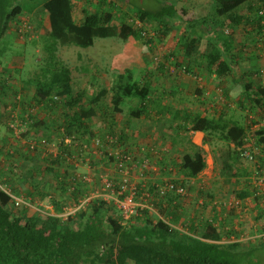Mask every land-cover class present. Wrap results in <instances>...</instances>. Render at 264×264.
<instances>
[{
	"label": "trees",
	"instance_id": "obj_1",
	"mask_svg": "<svg viewBox=\"0 0 264 264\" xmlns=\"http://www.w3.org/2000/svg\"><path fill=\"white\" fill-rule=\"evenodd\" d=\"M28 1L27 7L31 10L30 12L39 8L47 15L48 26L41 37L42 40L45 39L43 49L48 53L53 46L88 48L93 46L97 38H116L121 42L132 39L138 44H143L150 54L154 46L152 37L147 33L149 26L147 15H151V20L156 22L157 26L167 27L169 22L165 17H174L176 11L175 7L169 4L152 13L138 9L135 18H131L120 9L119 14L113 13V8L120 0H79L89 8L82 19H77L74 7L78 0ZM244 6L246 22L251 25L255 23L257 26L256 28L253 26L256 29L255 32L264 36V14L259 13V10L264 9V0H216L213 13L210 12L203 20L192 23L193 29L200 31L199 37L206 31H211L218 34L223 41L219 44L208 41L206 50L202 54L207 61L209 73L213 68L217 76L221 78L231 74L232 59L242 50L231 53L233 39L230 34L223 32V28H227L224 25V18L229 19V26L239 24L242 16H238L236 11ZM24 13L21 0H0V45L2 43L4 50L8 47L10 34L19 36L22 41L27 35L26 28H29L24 26L23 22L20 23ZM40 26L37 25V27ZM153 30L161 38L168 32L167 30L161 32L158 27ZM8 32L10 34L6 35ZM186 36L183 38L184 45L191 43L192 40L189 41V36L187 38ZM3 39L5 41L2 42ZM90 58L84 59L88 61ZM152 58L155 62L153 64L157 65L154 71L156 74L164 65L154 56ZM86 65L76 69L82 71L85 69L86 71L81 73H86ZM180 68L179 71L183 70L182 66ZM183 68L188 73L187 69ZM71 70L69 63L65 65L61 62L51 69L48 66L44 70L45 80L36 82L35 89L30 88L27 91L32 95L27 105L32 108L39 107L54 111L56 104L62 103L63 125L58 131L61 136L57 148L59 151L55 155L47 154L42 158L50 162V166L46 164L43 169L35 168L30 164V158L34 157V161H39L40 158L38 148L31 150L28 143L24 144L23 153L16 152L13 155L14 153L8 150L6 153L8 156L19 158L24 166L26 175L24 181L29 183V188L24 189L27 191L26 195L48 201L53 208V213L43 212V210L30 213L31 209L28 206L19 209L22 206L15 207L12 197L0 187V264H257L253 254L259 249H264V236L243 243L240 237L244 233L242 229L245 228V216L237 228L227 221L236 219L239 222L242 215H239L237 210L240 209L239 213L245 214L246 209L250 207L254 212V219H250L252 220L250 234L263 232V227L257 223L264 218L262 206L264 205V184L258 187L249 178L251 174L248 172L249 164L241 157L242 148L247 147L249 131H246L247 128L245 129L237 121L223 122L222 117L203 116L201 112L185 109L179 111L173 121L176 123L180 120L176 128L181 131L202 132L203 143L210 142L212 136H216L221 141L233 144L225 152L219 151L216 165L220 176L225 178L233 176L240 182V185H235L229 195L232 201L230 208L227 209L216 200L213 203L216 206H222L221 209L226 208L224 216L226 220L209 221L206 217L201 218L200 214L190 215L187 206H182L190 203V179L196 180L206 168V152L196 145H193L190 153L183 150L181 160L175 168L183 172L184 178L172 180L176 187H186L187 194L180 196L171 190L159 196L156 188L151 186L150 190L155 198L153 201L155 212L143 209L141 214L125 220L112 203L94 198L74 213L62 215L65 213L64 208L78 204L80 198L91 192L92 184L93 189L99 188L100 184L98 176L90 184L73 179V172L69 168L65 167L66 169L61 171L58 165L65 163L72 169L73 163L70 157L74 153L81 152L79 147L82 149L83 144H86L84 151L85 156L90 158V165L98 166L101 161L110 158L108 153L111 146H115L114 143L101 141V146L96 148L92 146V139L97 136V132L92 128V119L95 116L99 119L110 116L114 121L118 115L127 113L130 119L138 120L143 115L144 103L147 102L151 92L150 81L142 79V69L138 67L134 58L132 61L119 59L113 68L112 83L108 87L94 86L96 87L94 93L89 95L83 89H76L79 91L77 93L73 92L75 84L74 81L72 82ZM2 73H5L4 70ZM252 74L254 76V73ZM89 81H95L94 76H89ZM21 85L24 86V84ZM7 87L9 82L0 79V100L4 97ZM243 89L242 96L245 98L243 107L251 112L253 108L260 109L261 117L264 119V85L252 91L248 83L243 85ZM22 95H26V92L23 91ZM21 104H25L24 101ZM130 119L128 122H132ZM9 120L12 118L9 117ZM32 121H36V118ZM43 124H45L44 120L36 124L41 128V133H44L38 136L45 135L47 137L44 138L48 141L50 132H47V127H42ZM3 125L0 120V128ZM46 125L48 126L49 123ZM34 128L35 125H32L31 129L35 130ZM6 129L11 134L10 137L14 138L12 128L6 125ZM31 129L23 131L21 137L26 139L36 137L37 134ZM109 134L117 138V148L126 152L120 142L124 136L123 128L118 125L113 126ZM251 134V142L259 150L255 156L264 167V126L251 131ZM65 139H69L70 143H65ZM5 142L6 140H1L0 151L3 149L2 146H5ZM178 145V143L175 144V147ZM98 148L102 158L97 161L94 151ZM36 178L40 180L38 184L42 185V189H38V184L34 181ZM240 180H243V185ZM48 186L51 188H47ZM147 186L150 188V184ZM8 189L14 196L22 197L23 190L19 187L13 186ZM197 192L202 193V188H198ZM208 195L213 197V194ZM196 207H199V210L204 209L202 204H197Z\"/></svg>",
	"mask_w": 264,
	"mask_h": 264
},
{
	"label": "crops",
	"instance_id": "obj_2",
	"mask_svg": "<svg viewBox=\"0 0 264 264\" xmlns=\"http://www.w3.org/2000/svg\"><path fill=\"white\" fill-rule=\"evenodd\" d=\"M149 2L154 6H158V9L156 8L157 10H153L148 8L147 5ZM169 4H172L176 9L174 17H165L169 22L167 27L158 26L161 32L167 30V34L162 38L159 37L158 34L154 37L153 32L156 34V31L153 30L152 34L150 33L151 35H149L147 29L148 35L152 37L154 46L152 52L156 53L155 49L157 48L163 54H166L163 56L164 59L160 60L165 67L163 66L162 69L159 68L160 72L157 71L156 74H154L157 68H155V66L157 65L151 63L150 58H146V55L149 54L147 51L148 48L143 44H138V42L132 39H128L124 42L123 51L115 55V60L110 63L111 84L114 77L113 68L118 63V60L132 61L133 58L136 59V64L142 69V79L150 81L151 87V92L147 102L144 103L145 109L141 117H144L145 120L154 118L164 121V124H161L160 127L156 129H151L150 126H146L141 130L134 129L130 126L128 120H126V124L119 123L118 126L123 128L124 134L121 143L126 150L134 153L136 158L149 157L154 165L159 168L157 172L149 174L151 178L146 180L147 184H150L155 179L159 181V179L169 176L173 179L184 178L185 175L182 171H172L170 167L178 166L183 150H187L190 153L193 145L200 146L206 152V174L210 170V174L207 177L209 179L206 180V183H211V177L217 176V174L219 175L217 167L215 166L219 159V151L225 152L226 149L232 147L233 144L231 142L221 141L217 139L216 136H212L210 142L203 143L204 134L202 132L181 131L176 128V125L180 124V120L174 123L173 119L179 111H184L186 109L191 112H201L203 116L214 118L222 117L225 123L228 121H237V123H240L245 129L255 125L257 122H260V120L262 121L263 118L261 117L260 109L255 110L253 108L251 112L247 110L246 107V109L243 107V103L245 102L243 100H245V98H243L242 92L244 90L243 85H247L248 83L252 91H256L259 86L264 85V36L258 35L255 32L256 29L253 28V26L255 28L257 27L255 23L251 25L246 22L245 16L247 15L243 13L244 9L242 8L236 11L238 16H242H240L241 22H239V24L229 26L230 21L225 17L224 25L227 28H223V32L224 34H230L233 39V50L231 53L242 51L232 59L233 64L230 66L231 74L221 78L217 76L213 68L210 73L207 71L208 64L202 55L206 50L208 41L219 44V42H223L221 37L211 31H206L199 37L200 31L198 29L194 30V26L192 25V23L196 21L203 20L208 13L214 12L216 0H120L116 3L112 11L117 15L120 9L131 18H135V13L138 9L152 13L158 11L162 6ZM88 8L89 7H87L83 1L78 0L75 2V17L77 19H82L85 11H88ZM36 10L41 12L39 8ZM30 16L31 21H35L36 26L41 25L40 27L44 28L45 32L48 26L46 13ZM146 19L149 23L153 21L151 20V15H147ZM21 20L25 22L26 16L24 15V18L22 17ZM29 23L31 22L29 21ZM147 28L150 27L148 26ZM185 35L190 37H188L189 41L192 39L195 40V42L191 40V43L184 45L183 38ZM11 36L13 35L10 34L9 38ZM154 38H156L157 42L159 39H163L164 41L161 43H166L164 45L162 44L163 47L160 45L156 46ZM260 39H263L262 42H259ZM168 55L173 56L174 60L170 61ZM78 58L81 57L78 56ZM88 62L89 64L93 62L95 70L92 76H94L95 81L90 82L88 79L85 80L82 85L85 86L87 83L90 86H102L103 77L107 74L108 70L106 68L101 69L100 65L98 66L97 62L92 58H90ZM180 66H182L183 69L181 71H179L181 69ZM1 67L4 68V66ZM183 67L187 69L188 73L184 71L185 69ZM76 68L77 67L74 66L73 70L77 71L78 69L76 70ZM223 68L226 69V67ZM83 71H78L80 73L79 76H76L78 80H80L79 78ZM96 71H99V73ZM252 73H254V76ZM5 74L9 75L8 70ZM73 81L75 84V77H72V82ZM73 92L77 93L79 91H76L75 88ZM30 94H27L29 99L32 97ZM43 120L44 117L41 119V122ZM100 123L102 124L103 122ZM154 134L157 135L155 136ZM153 137L155 138V143L150 145L151 143L149 144V142ZM135 138H137V141L134 140ZM177 143L179 145L175 147ZM143 144H145V147L143 146L144 148L140 149V146ZM22 150H24V147ZM153 150L158 151V153L156 152L154 154ZM199 177L200 176H198L196 180L190 179L189 182L195 184V181H198ZM223 178L225 179V177ZM235 179L237 178L235 177ZM212 193V191H207L206 196H201L200 198H196V196L192 194L191 200H193V203L189 205L185 203L182 206L189 207L188 211L190 215L200 214L201 218L206 217L209 221L216 219V221L220 220L222 222L226 220L224 217L226 215V208L221 209L222 207L220 208L213 204L216 198L214 195L212 198L208 195ZM191 200L189 202H191ZM197 204H202L204 209L199 210L200 208L196 207ZM43 206L51 208V212L48 213L53 212L52 206L47 207L48 205H44V203ZM246 210L248 216L251 215V218L254 219L252 208L248 207ZM38 211L40 210L38 209ZM246 218L245 215L244 219L247 220ZM176 228H179V226H176Z\"/></svg>",
	"mask_w": 264,
	"mask_h": 264
},
{
	"label": "rangeland",
	"instance_id": "obj_3",
	"mask_svg": "<svg viewBox=\"0 0 264 264\" xmlns=\"http://www.w3.org/2000/svg\"><path fill=\"white\" fill-rule=\"evenodd\" d=\"M21 3L24 6V11H25L24 15L26 16L27 22L26 21L24 22V20L23 21L20 20V23L24 22L23 25L28 27L30 30L26 28V30L28 31H26L27 35L25 37L23 36L24 37L23 41L19 38V36L17 37V35L16 36L13 35L10 38H8L9 42L7 43L8 47L6 48V50H4V46H2V43L0 45V49H2L0 50V61H1V64L5 65L4 72L8 70V74H9L7 75L5 73L4 74L2 73L4 68H2L1 66L3 65L0 64V79L2 81L5 80L9 82V87L5 88L6 93L4 97L0 100V120L4 124L3 127L0 128V144H1V140H6L5 146H2L3 149L0 151V185L5 186L6 188L17 186L21 190H23L21 191V195L22 197H24L22 199H24L28 204L31 205V207L28 206L31 209L30 213L33 211L37 212L38 209L40 211L43 210V212L44 211L51 212V208H46L45 206H43V203L44 205L45 204L48 205L47 207L51 206L48 203V201L47 202L41 201L39 200L38 197L34 199L33 197L31 198L26 195L27 191L24 189L29 188V183L28 182L26 183L24 181L25 176H26L25 171H24V166L21 163V161H19V158H17L18 159L17 160L14 156H8L6 152L7 150L12 151L14 153L13 155H15L16 152L23 153L25 150L24 142L27 139L23 137H21V139L11 138L10 137L11 134L6 131L7 130L6 125L7 126L9 125V127L10 125H14L15 129L19 132V127L17 124L20 123V121L22 123L25 122L24 127L26 129H31L32 125H35V128H34L35 130L31 129V131L37 134L35 136H38L40 134L43 135L44 133H41V128L37 127L36 124L41 122V119L44 117L45 124H43L42 127H47L48 128L47 132H50L48 135L49 146L47 147V150L45 151L46 154L42 155L41 153H39V156H38L40 158L39 161L38 160L34 161L35 158L33 157L29 159V162L31 165L34 164L33 167L35 168L40 167L43 169V167H45L46 164L50 166V162L42 160V158L46 156L47 154L55 155L57 151H59L57 150V148H58L59 139L61 138V136L59 135L58 131H60V127L61 125H63V122H62L63 120V117H62L63 109L62 108L63 107H61L62 103L56 104L54 108L56 110L54 111H52L51 109H43L39 107L32 108L27 105V103L29 104V101H28L29 97H27V94H30V93H27V91H29L30 88L32 90L35 89L36 82L45 80V77H43L45 73L44 70L48 66L51 69L55 65L60 64L62 62L65 65H68L69 63L70 68L72 69L71 76L75 77V88L77 90L83 89L87 91L88 95L91 93H94V90L96 87L90 86L87 83L85 84V86L82 85V83L85 80H88L89 76H91L94 72L93 62L89 64V62L85 60L86 57H91L92 59H94L95 62H97L98 66L100 65L101 69L106 68L108 70L107 74L105 73L106 75H104L103 77L104 79L102 82L103 85L101 86V87H108L111 81L110 63H112L115 60L114 59L115 55L123 51L125 43L121 42L120 40L116 38H105V39L97 38L94 40L93 46L88 47V48H80L77 46H53V48L49 50V53L48 51L45 52V50L43 49V45L45 44V39L42 40V37H41V35L44 34V28L37 27L36 22L31 21V16H30V15L35 16L38 14H42V12H39V10H34L33 12H30L31 10H29L27 7L29 3L28 0H21ZM147 6L148 8L153 9V10L158 9V6L156 5L154 6L151 2H149ZM242 9L246 11L245 6L242 7ZM29 21L31 23H29ZM149 27L150 28H147V29L149 31V35H151L153 32V28L156 29V27L158 26L156 22L151 21V23H149ZM8 34L10 33L8 32L6 35ZM153 35L155 37L157 34L153 32ZM154 40H155L156 46L160 45L163 47V45L166 43V42L161 43L164 41L163 39H159L158 42L156 38H154ZM262 40L263 39H260L259 42H262ZM1 41L3 42L5 40L3 39ZM155 52L156 53L151 52L148 55V58L151 56L150 57L151 63L154 62L152 56H154V58H157V60L160 61V60H163L164 59L163 56L166 55V54H163L161 51H159L157 48L155 49ZM78 55H80V57L82 58H78ZM169 58H170L169 59L170 61L174 60L173 56H169ZM83 65L87 66V72L83 74L81 73L82 75L79 78L80 80H78V77L76 76L80 75V73L78 72L79 70L76 69L77 71H74L73 67L74 66L80 67ZM13 69H16V70H13ZM17 69L19 70L17 71ZM97 73H99V71ZM21 84H24V86H22ZM22 87H24V89ZM23 91H25L27 94L22 95ZM106 100H108V98ZM23 101L25 104H21ZM9 117L12 118V120H9ZM35 118H36V121H32V119H35ZM129 119L130 117L127 113L118 115L117 119H115L114 121H112L110 116H106L104 117V119L103 118L99 119L98 117L95 116L92 119L91 124H92V128L97 132L96 135L103 136L104 134L109 133V131L113 128V126H117L119 123L126 124V120H129ZM52 120L54 122H51ZM130 120L132 122H128L129 125L132 126L134 129H139V130L145 128L146 126H150L151 129L152 128L156 129L157 127H160L161 124H164L161 120H157L154 118L145 120L144 117H141L138 120L137 119H130ZM100 122H103V123L101 124ZM46 123H49V125L47 126ZM21 133L22 132H20V134L18 133V137H20ZM154 135L156 136L157 134H154ZM43 137H47V136L44 135ZM134 140L137 141V138H135ZM154 141H155V138L153 137L151 141L149 142V144L151 143L150 145H153L155 143ZM144 145L145 144L141 146L143 147ZM141 146H140V149H141ZM23 147H24V150H22ZM82 153L85 154V151ZM84 157L86 159L89 158L86 156ZM180 160H181V157H180ZM102 162L106 163L107 161L104 160ZM89 165H90L89 161H86L83 164L78 163L77 168L75 169L73 168L71 169L69 166H66L65 163L62 165L59 164L58 167L61 168V171H64L66 168H69L70 171H73V172L76 171L77 173L84 174V175L87 174L89 177L92 176L91 173L94 174L93 176L95 177L103 173L102 168H97L98 167L97 165L93 164L91 165V167H89ZM53 167H55V165H53ZM175 168H177V166L170 167L172 171L176 170ZM38 173L40 175L42 174L40 172ZM209 174H210V170L206 174V170L204 169L199 175L200 176L199 180L195 181V184L190 183L189 186L191 187V191H190L191 195L189 196L190 198L189 201L191 200L192 194L193 196H196V198H200L201 196L205 197L207 191H210V192L212 191L213 192L212 194L216 198V202L220 203L223 206L224 201H227V199H230L229 195H231V191L234 189L235 185L237 184L240 185V182H238V180L235 179V177L233 176H228L227 178L224 179L222 176H219L217 174V176L215 175L211 177L210 179L212 180L211 183H208V182L206 183V180L209 179L207 178ZM20 176H22L23 178H21ZM112 176L116 177V174H112ZM150 178H151L150 175L146 177V179H150ZM34 181H36L38 184L40 180L36 178ZM135 181L137 182L138 180H135ZM240 181L242 184L243 180H240ZM53 185H55L54 181H53ZM47 188H51V187L48 186ZM93 188H94V185L92 184L90 186V189H92L91 191L95 190ZM198 188H202V193L197 192ZM38 189H42V185L38 184ZM190 203H193V200H191ZM222 206L219 205V207H222ZM22 208L23 206L20 207L19 209H22ZM187 209L189 210V207H187ZM245 215L247 217L246 218L247 220H245V228L242 229V233L244 232L243 236L240 237V240L243 243L253 240V238H249L247 236V232H249L248 228L250 227L249 224H251L252 222V220L249 219L251 218V215L248 216V213H245L243 214V217ZM241 222H242V219L239 220V222L234 219V221L228 222V223L233 224L234 228H237L239 227V224ZM180 228L184 229V227H181V226ZM253 255H254V258L257 264H264V249L257 250Z\"/></svg>",
	"mask_w": 264,
	"mask_h": 264
},
{
	"label": "built area",
	"instance_id": "obj_4",
	"mask_svg": "<svg viewBox=\"0 0 264 264\" xmlns=\"http://www.w3.org/2000/svg\"><path fill=\"white\" fill-rule=\"evenodd\" d=\"M260 14H264V9L259 10ZM138 25V24H137ZM16 121V120H15ZM24 123L20 121L18 123L19 132L15 129L14 125H10V127L13 130L14 138L15 139H21L18 137V133L23 132L26 130L24 127ZM264 126V119L260 122H257L255 125L249 127L246 131H249L247 133V142L246 146L243 147L241 152V157L245 159L248 164V172H250L249 178L255 182L258 187L262 186L264 184V167L260 161H258L257 155L259 153V150L254 146V144L251 142L252 140V134L251 131L261 128ZM250 137V138H249ZM249 140V141H248ZM65 143H70L69 139L64 140ZM101 141H106L109 144H113L115 146H111V150L108 153V156L110 158L106 159L105 162H100L98 164L97 168H102L103 173L98 175V181H99V188H96L95 190L91 191L88 195L83 196L80 198V201L78 204H74L72 206L64 208V214L67 215L74 213L77 209L80 207L82 208L87 202H89L91 199H102L106 201V203H112L117 210L120 212L121 217L123 219H129L130 217L136 216L137 214H141V211L143 209H148L151 212H155V207L153 206L154 201V195L151 193V186L156 188L157 193L159 196H163L165 192L174 190L177 194L180 196H184L187 194L188 190L186 187L178 186L176 187L175 184L172 182L173 178H161L159 181L155 179L153 182L150 183V188L147 186V179L146 177L149 176L152 172H157L159 170L158 167L154 165L152 160L149 157H135L134 153H131L130 151L123 152L117 148V138L111 136L109 133L104 134L103 136H96L92 139V146L96 148L100 145ZM28 143L29 148L31 150H34L38 148V153H41L42 155L45 154V151L47 150V147L49 145L48 141L44 137L36 136L34 138H30L25 140L24 144ZM103 143V142H102ZM101 146V145H100ZM36 147V148H35ZM144 147H141L143 149ZM42 149V150H41ZM86 149V144H83L82 149L79 150L81 152L74 153L70 159L72 160L71 163H73V169L77 168L78 163L83 164L86 161H89V158H85L84 150ZM152 150V148H151ZM40 151V152H39ZM158 153V151H154L153 153ZM82 153V154H81ZM94 157H96V160H101L102 155L98 150L94 151ZM110 160V161H109ZM91 167V165H89ZM108 167V168H107ZM96 168V169H97ZM105 169V171H104ZM73 172V171H71ZM116 174V177L112 176V174ZM92 176H88L87 174H80L76 171L73 172L72 178L76 180H82L83 182L90 184L93 182L95 176L91 173ZM135 180H138L137 182ZM0 187L7 192L13 199V203L15 207L19 206H30L22 197L14 196L8 188L5 186ZM232 201L230 199H227V201H224L223 206H225L227 209L230 208ZM264 208V205H262ZM240 209L237 210V213L240 216L241 219H243V214L239 213ZM260 215V214H258ZM162 218V217H160ZM170 224V221L168 222ZM257 224H261L260 226L264 229V218L261 219L260 222ZM252 224H249L251 227ZM259 226V227H260ZM247 236L249 238L256 239L260 236H264V230L261 233H253L250 234V230L248 228ZM253 236V237H252Z\"/></svg>",
	"mask_w": 264,
	"mask_h": 264
}]
</instances>
